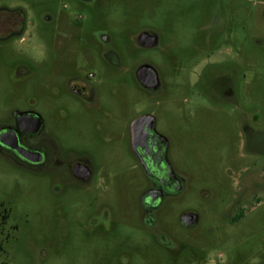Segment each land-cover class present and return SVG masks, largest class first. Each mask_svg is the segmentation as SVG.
I'll use <instances>...</instances> for the list:
<instances>
[{"label": "rangeland", "instance_id": "rangeland-1", "mask_svg": "<svg viewBox=\"0 0 264 264\" xmlns=\"http://www.w3.org/2000/svg\"><path fill=\"white\" fill-rule=\"evenodd\" d=\"M0 9L2 20H23L22 33L2 39L0 124L35 111L55 162L87 158L98 176L135 183L143 176L125 121L150 114L166 135L182 185L161 214L171 249L136 237L132 264H264V0H0ZM144 33L153 47L137 44ZM141 64L159 90L139 87ZM72 74L92 75L96 105L72 99ZM67 167L29 171L0 153V216L11 211L0 264H117L122 240L85 235L89 196ZM188 209L200 218L191 235L177 221Z\"/></svg>", "mask_w": 264, "mask_h": 264}, {"label": "flooded vegetation", "instance_id": "flooded-vegetation-1", "mask_svg": "<svg viewBox=\"0 0 264 264\" xmlns=\"http://www.w3.org/2000/svg\"><path fill=\"white\" fill-rule=\"evenodd\" d=\"M2 26H5L3 31ZM22 32V18L10 15L2 20V9H0V52L2 39H9ZM138 40L139 37L137 44L142 47ZM98 42L106 45L108 39L98 37ZM105 56L111 65H118V59L112 50ZM142 69L144 71L140 76L146 84H141L137 79L138 72ZM150 69L156 73V83L153 82L155 76L149 71ZM134 77L139 87L144 90L155 91L161 88L160 76L147 64L137 67ZM90 78H92L91 74L85 78L72 74L67 78V88L72 99L87 107L96 105V90L89 84ZM44 128V120L37 112L11 111L8 121L0 124V153L14 165L29 171H44L52 169L55 165L67 164L69 173L75 181L72 186L89 196L86 198L88 210H85V235L95 236L104 243L122 240V248L114 252V263L132 264L131 258L135 252L133 240L136 237L144 243L152 240L164 251L171 249L168 229L162 225L161 214L168 203L177 201L182 185L180 176L169 160L170 146L166 135L159 128L158 120L154 116L142 113L125 121L129 154L143 176L138 183L130 179L120 182L117 177L108 179L102 175L98 176L87 158L78 157L69 163L55 162L51 144L42 137ZM109 191L116 193L115 197L111 193L110 201L105 198L109 195ZM116 197L121 199L120 204ZM117 204L123 209V216L117 214ZM239 211L236 218L238 220L242 217L241 209ZM9 214H11L10 210L2 209L0 216L2 226L0 251L2 252L10 238L9 232L4 230L6 222L10 219ZM187 215L197 216L195 211L188 209L179 213L177 221L179 226L191 235L195 232L200 218L197 216L193 221L185 218ZM10 228L14 232L17 230V226Z\"/></svg>", "mask_w": 264, "mask_h": 264}, {"label": "water", "instance_id": "water-1", "mask_svg": "<svg viewBox=\"0 0 264 264\" xmlns=\"http://www.w3.org/2000/svg\"><path fill=\"white\" fill-rule=\"evenodd\" d=\"M139 44L142 46V47H145V48H150V47H153L155 44H156V37L153 36V35H150V34H147V33H144V34H141L139 36V40H138ZM144 71V69L142 70H139L138 72V75H137V79L138 81L141 83V84H146L143 79L141 78L140 76V73H142ZM153 76H155L154 78V81L153 82H157V78H156V73L154 72V70L150 69L149 70ZM185 218H188L189 220H193L195 221L197 216L195 215H187Z\"/></svg>", "mask_w": 264, "mask_h": 264}]
</instances>
